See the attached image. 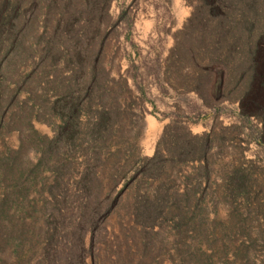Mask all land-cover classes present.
I'll use <instances>...</instances> for the list:
<instances>
[{
  "label": "rangeland",
  "instance_id": "1",
  "mask_svg": "<svg viewBox=\"0 0 264 264\" xmlns=\"http://www.w3.org/2000/svg\"><path fill=\"white\" fill-rule=\"evenodd\" d=\"M86 3L72 0L71 6L84 11ZM191 9L186 0H109L91 16L90 38L81 34L82 20L65 31L64 19L45 18L43 10L27 38L31 55L6 80L14 48L0 53V81L7 90L0 99V264H47V254L55 256L53 264H62L86 208L81 184L87 180L106 212L98 225L100 240L89 231L83 238L85 248L98 254V264H264V143L255 140L262 123L240 117L237 96L247 86V74L240 78L238 66L250 47L224 52L226 66L205 70L218 52L198 31L188 40L193 57L185 53L181 65L167 60ZM74 36L83 37L80 46L73 44ZM56 37L61 52L50 62L46 43ZM83 53L88 59L80 79L89 83L84 73L93 65L100 71L111 129L104 139L89 140L86 131L101 103L83 91L78 134L64 141L58 107L78 73L71 59ZM220 70L230 79L217 96ZM168 123L214 136L206 160L209 181L217 186L203 181L205 208L183 233L170 218L143 229L129 214L133 177ZM225 127L237 138L219 154ZM170 172L176 177L175 169ZM229 173L234 178L227 197L221 180ZM90 250L85 264H95Z\"/></svg>",
  "mask_w": 264,
  "mask_h": 264
},
{
  "label": "trees",
  "instance_id": "2",
  "mask_svg": "<svg viewBox=\"0 0 264 264\" xmlns=\"http://www.w3.org/2000/svg\"><path fill=\"white\" fill-rule=\"evenodd\" d=\"M65 1H67L66 4L62 3V0H0V53L9 46L13 47L15 52L12 60L5 67L6 74L3 72L4 80L8 79L9 75L13 77L17 65L25 63L31 55L32 51H30V45L27 44V38L31 36L33 26L43 10L45 18L50 19L57 16L58 19H64L66 21L65 31H69L74 21L82 20L85 24L81 34L83 37L90 38L88 28L91 16L103 7L105 8L109 0H85L87 3L84 11L71 6L72 0ZM186 1L192 9L183 27L176 34L167 60L174 59L173 62L181 65L185 53L193 57L195 48L188 45V40L198 31L208 35L209 47H212L213 53L218 52L216 56L213 55L208 65L202 67L205 70H211L215 64L226 66L224 52H240L241 47H250L247 58L242 59L238 66L239 77L245 74L248 77L247 86L237 95L242 108L240 117L245 119L254 113L264 115V99L257 94L260 84L264 85V58L262 56L264 52V0ZM27 19L30 21L29 24H27ZM83 37L74 36L73 44L80 46ZM59 43L62 42L58 37L46 43L45 55L50 58V62H55L60 55L61 51L57 49ZM85 57L88 59V54L83 53L71 59L78 73L73 77L72 87L65 90L62 103L58 107V116L63 121L59 139L64 141H74L78 134L79 116L84 107L80 102L83 91L88 92L91 101L101 103L99 112L91 117V129L86 131L89 140L92 142L99 137L104 139L111 129L113 116L104 107L103 84L97 76L100 71H97L93 65L84 73L89 83L80 79L85 70ZM216 77L214 93L219 96L230 78L224 75L222 70ZM194 90L201 93L198 86H195ZM6 94L7 90L4 89L2 80L0 81L2 101ZM121 99L125 100L124 97ZM228 129L229 127L223 128L220 136L219 154H222L229 143L237 138L236 136L230 137ZM255 140L259 144L264 143V133L259 130ZM213 142L212 133L192 134L181 123L165 125L157 140L154 153L141 160L137 169L138 177H133L136 192L134 200L129 205V214L137 226L145 229L160 223V219L170 218L177 232L183 233L195 218H200L206 199L203 195L205 189V186H202L203 181L207 182V187L216 185L215 182L209 181L210 164L206 160ZM184 167H188L190 171L187 173L183 170ZM171 168L176 172L174 178L171 177ZM242 171L243 168H239L235 176L240 178ZM233 178L234 174L229 173L221 180L227 197L232 191ZM85 179H87L86 176ZM181 185L183 190L179 191ZM140 187H145V190L137 192ZM81 188L87 193L86 208L82 212L81 222L72 232L68 256L64 258L62 264H85V255L90 250L84 246L85 232L89 231L93 238L100 240L98 225L106 212L97 195H94V187L90 180L84 181ZM90 252L94 263L98 264V254L94 250ZM46 256L47 264H53L55 256L50 254ZM117 262L118 260H115V264Z\"/></svg>",
  "mask_w": 264,
  "mask_h": 264
},
{
  "label": "flooded vegetation",
  "instance_id": "3",
  "mask_svg": "<svg viewBox=\"0 0 264 264\" xmlns=\"http://www.w3.org/2000/svg\"><path fill=\"white\" fill-rule=\"evenodd\" d=\"M257 94H258L259 97L264 99V85L260 84V86H259V88L257 90ZM252 117H255L256 119L260 120V122L262 123V127H261L260 131L264 133V115H258L257 113H254L252 115Z\"/></svg>",
  "mask_w": 264,
  "mask_h": 264
}]
</instances>
